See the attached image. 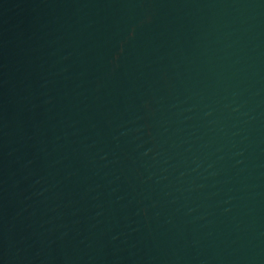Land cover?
<instances>
[{
  "label": "water",
  "instance_id": "water-1",
  "mask_svg": "<svg viewBox=\"0 0 264 264\" xmlns=\"http://www.w3.org/2000/svg\"><path fill=\"white\" fill-rule=\"evenodd\" d=\"M0 264H264V0H0Z\"/></svg>",
  "mask_w": 264,
  "mask_h": 264
}]
</instances>
